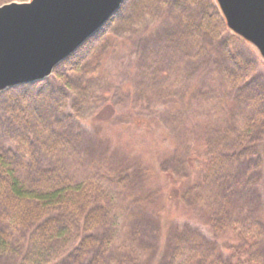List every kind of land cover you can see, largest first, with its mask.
<instances>
[{
  "label": "trees",
  "instance_id": "obj_1",
  "mask_svg": "<svg viewBox=\"0 0 264 264\" xmlns=\"http://www.w3.org/2000/svg\"><path fill=\"white\" fill-rule=\"evenodd\" d=\"M129 3L134 20L157 10L178 16L163 43L180 60L197 64L199 56H213L218 51L228 58L227 65L226 60L218 62L223 67L217 73L233 93L232 102L225 105L231 125L209 141L213 151L201 159V176L182 193L181 200L193 206L195 201L205 200L204 208L198 210L203 213V230L222 236L236 231V243L215 254L206 248L204 237L187 225L175 226L164 239H155L163 235L160 222L148 219L147 211H136L133 185L140 166L106 168L101 172L108 174L101 178L100 173L94 175L93 163L102 165L104 161L91 158L85 175L72 173V160L82 152L74 127L85 118L91 99L90 84L75 85L71 77L101 37L100 30L59 63L48 78L0 92V264H30L34 256L30 246L24 250L23 243L15 242V232L29 236L30 241L38 239V246L45 250H49L45 245L62 247L72 238L71 249L63 250L65 257H57L55 264H112L113 253H118L113 251L115 219L117 211L124 209L121 196L127 204L125 212L141 224L135 229L141 249L122 252L116 264H142L140 260L147 256L155 264H173L185 250L194 255L186 264H264V85L250 80L252 64L242 54L245 50L255 52L227 28L215 0ZM260 65L264 67L261 60ZM258 128L263 137L255 142ZM242 167V177L259 171L263 179L256 190L248 189L251 180L247 186L239 178ZM110 180L115 192L104 184ZM140 197L148 199L147 195ZM252 206L259 210L256 217L246 214Z\"/></svg>",
  "mask_w": 264,
  "mask_h": 264
},
{
  "label": "rangeland",
  "instance_id": "obj_2",
  "mask_svg": "<svg viewBox=\"0 0 264 264\" xmlns=\"http://www.w3.org/2000/svg\"><path fill=\"white\" fill-rule=\"evenodd\" d=\"M8 3L9 0H0V5ZM130 10L129 0H125L71 77L75 85L90 84L88 92L91 94L89 111L74 127L76 142L82 152L72 160L71 171L81 177L91 158H96V162L97 158L104 161L102 165L93 163L96 166L94 175L100 173L101 178L108 174L101 172L106 168L140 166L141 172L133 185V194L138 201L136 211H147L148 219L160 222L163 235H156L155 239H164L175 226L187 225L204 237L206 248L215 250L214 253L225 246L230 248L238 238L236 231L222 236L203 230V213L198 210L200 206V209L204 208L205 200L195 201L196 206L181 200L182 193L197 184L196 180L201 176V159L213 151L208 146L209 141L231 125L225 105L232 102L233 93L222 84L217 73L219 67H223L218 62L226 60L227 65L228 58L218 51L213 56H199L200 63L197 64L189 63L185 58L180 60L163 43L166 31L177 22L178 16L157 10L134 20L130 18ZM249 46L255 55L250 50L242 54L252 64L250 80L264 85V67L260 60L264 61ZM60 102H64V98ZM262 137L261 129H256L253 141H260ZM238 175L247 186L251 180L249 190H256L263 179L257 170L242 177L244 167L239 168ZM111 183V180L104 182L107 190L115 192ZM141 194L147 195L148 199L143 201ZM113 196L116 195L113 193ZM120 198L121 207L126 209L125 198ZM124 209L117 211L115 219L117 231L113 251L118 253H113L115 261L112 264L121 261L122 252L141 249L135 237L141 224ZM256 210L252 206L246 214L256 217L259 212ZM14 236L15 242L24 244V250L27 246L33 249L30 264H55L57 257H65L62 251H68L74 243L70 238L62 247L45 245L49 248L45 250L40 249L35 237L30 241L31 238L22 232H15ZM261 249L264 252V242ZM185 251L173 264L189 262L193 253ZM140 261L142 264L156 262H151V256Z\"/></svg>",
  "mask_w": 264,
  "mask_h": 264
},
{
  "label": "water",
  "instance_id": "obj_3",
  "mask_svg": "<svg viewBox=\"0 0 264 264\" xmlns=\"http://www.w3.org/2000/svg\"><path fill=\"white\" fill-rule=\"evenodd\" d=\"M125 0H28L0 7V92L42 81ZM227 28L264 61V0H215Z\"/></svg>",
  "mask_w": 264,
  "mask_h": 264
},
{
  "label": "snow or ice",
  "instance_id": "obj_4",
  "mask_svg": "<svg viewBox=\"0 0 264 264\" xmlns=\"http://www.w3.org/2000/svg\"><path fill=\"white\" fill-rule=\"evenodd\" d=\"M3 5H0V7H2Z\"/></svg>",
  "mask_w": 264,
  "mask_h": 264
}]
</instances>
